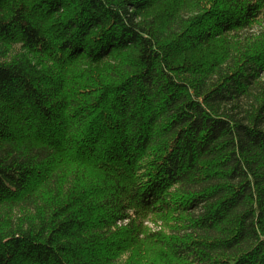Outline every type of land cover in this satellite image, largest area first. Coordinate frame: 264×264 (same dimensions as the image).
I'll list each match as a JSON object with an SVG mask.
<instances>
[{
    "label": "trees",
    "instance_id": "1",
    "mask_svg": "<svg viewBox=\"0 0 264 264\" xmlns=\"http://www.w3.org/2000/svg\"><path fill=\"white\" fill-rule=\"evenodd\" d=\"M0 264H264V0H0Z\"/></svg>",
    "mask_w": 264,
    "mask_h": 264
}]
</instances>
